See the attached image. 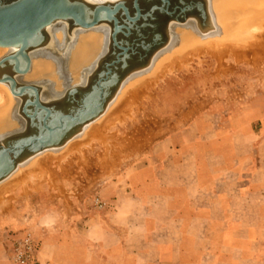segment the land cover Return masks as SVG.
<instances>
[{
  "label": "rangeland",
  "instance_id": "1",
  "mask_svg": "<svg viewBox=\"0 0 264 264\" xmlns=\"http://www.w3.org/2000/svg\"><path fill=\"white\" fill-rule=\"evenodd\" d=\"M211 4H207L206 21L197 31L200 34L207 35L213 30V20H209ZM177 28L181 31L180 38L188 30L193 33L192 36L196 35V41L186 47L203 42L201 36L205 35L194 33L189 28L184 30L185 25ZM258 51L260 59L257 61L237 60L231 52L222 56L221 60H218L220 56L209 52L190 56L179 66H172L157 80H149L146 86L143 85L142 94L123 121L115 122L104 131L105 137L114 141L110 146L94 141L89 148L83 146L62 163L57 164L54 159L44 160L46 177L38 185L27 182L3 194L0 203V256H6L10 264H21L15 259L16 249L21 248V242L29 236L33 244V260L23 264H38L36 253L40 241V216H48L52 227L57 228L55 232L67 233L70 223L79 226L91 213L104 211L107 197L118 188L131 191L130 180L137 185L155 177L158 181L169 180L172 184L168 189L178 193L171 206L173 209L184 204L182 191L195 194L199 189L211 190L213 175L216 174L214 167L217 170L220 166L221 170L224 168L219 154L226 157L228 164H232L235 158L237 150L231 148L232 135L246 127L244 107L256 99L258 106L262 103L264 108V47H259ZM164 52L167 51H161L155 61ZM10 53L1 54L0 60ZM42 63H48L50 68L38 74ZM58 64L54 57L49 58L43 53L39 57L33 55L30 72L18 77V82L50 81L60 89L65 87L71 75H74L73 79L79 76L81 66L65 65L61 70ZM142 72L133 78L146 80V76L137 78ZM133 78L128 84L134 81ZM14 99L5 117L7 128L3 135L21 125L18 98ZM213 144L219 146L215 151ZM65 149L48 151L57 155ZM237 153L245 156L247 151L243 149ZM44 156L32 160L39 161ZM221 174L226 172L221 171ZM182 176L190 181L188 186L181 184ZM237 185L235 181L222 185L221 192L226 193L223 199L225 206L230 205V195L234 194ZM144 188L143 191H146ZM162 188V184L151 187L157 191ZM209 200L204 199L207 204ZM251 200L246 214L231 215L253 224L252 236L261 239L264 237L263 199L254 196ZM235 201L238 207L244 204L239 198ZM188 204L193 207V203ZM220 230L219 225L215 239L220 237ZM256 248L252 247L251 251Z\"/></svg>",
  "mask_w": 264,
  "mask_h": 264
},
{
  "label": "crops",
  "instance_id": "2",
  "mask_svg": "<svg viewBox=\"0 0 264 264\" xmlns=\"http://www.w3.org/2000/svg\"><path fill=\"white\" fill-rule=\"evenodd\" d=\"M256 106L255 99L244 107L246 127L232 135L231 148L244 149L246 155L236 152L228 164L219 154L224 168L214 167L211 190L182 191L184 204L173 209L178 193L168 189L169 180L155 177L140 185L130 180L131 191L118 188L107 197L104 211L91 213L79 226L71 219L67 233L55 232L48 216H40L38 264H264V237H253L254 225L233 216L246 214L254 196L264 204V108L262 103ZM186 178L181 177V184L188 186ZM230 181L238 185L225 206L221 187ZM159 184L161 190L151 189ZM237 198L243 206H236ZM219 225L220 237L215 239ZM5 258L0 256V264H10Z\"/></svg>",
  "mask_w": 264,
  "mask_h": 264
},
{
  "label": "bare ground",
  "instance_id": "3",
  "mask_svg": "<svg viewBox=\"0 0 264 264\" xmlns=\"http://www.w3.org/2000/svg\"><path fill=\"white\" fill-rule=\"evenodd\" d=\"M85 1L91 3H101L106 1L112 2L115 0ZM206 3H212L210 7L211 9H209V20H213L212 23L214 24V27H212L215 29L207 32V35L201 31L200 34L197 31L201 30L200 28H202L204 22L197 21L198 18H196L197 25H195L193 22V24L191 22L184 24L186 27L184 30H188L189 28L193 32L195 31L200 35H205L201 36L203 42L186 47L185 45L188 43L196 41V35L194 34V36H192L193 33H190L188 30V32L182 35L180 38L181 31L177 27L182 25H173L172 30L174 31H172L173 33L171 31L169 32V43L164 48V51L167 52H164L165 54H163V56H161L158 61H155L157 58L156 56L151 62L150 67L142 72L143 74H139L137 76V78L140 76L145 78L146 76L147 79L143 81H141V78L134 79L133 76L137 74H134L128 78L119 88L117 96H115V98L108 104L106 110L101 116L85 125L80 133H78L74 138L68 140L63 146L49 149L50 151H59V149L61 150L66 147L62 154L52 155L48 150H45V152L42 151L33 157H29L18 162L10 175L4 180L0 181V203L3 198V194L10 189H15L20 185H25L27 182L34 186L38 185V182L42 181V179L46 177L47 169L43 165L44 160L54 159L57 164L62 163L67 161L74 153L79 152L78 149L82 148L83 146L89 148L94 141L103 144L105 147L110 146V144H112L114 141L105 137L104 131L115 122L124 119V116L129 113L131 106L136 103L137 98H139V96L142 94L143 85L146 86L149 80H157L163 76L168 69H172V66H179L181 62H185L190 58V56L202 52H209L216 56H220L218 57V60H221L222 56L231 52L237 60H259L260 54L258 53V48L264 47V0H207ZM102 13L104 15L105 11ZM210 13L212 17H210ZM67 25H69L67 21L58 20L49 26L48 29L50 32L54 33L58 43L62 41L63 32L65 31ZM194 28H197L198 30L196 31ZM75 31L78 36V41L76 43V48L70 52L73 65L77 64L79 60L86 58L88 55L93 53L99 46V35H105L108 30L105 28V22H99L92 28L76 27ZM178 36L179 40H177ZM6 51H10L12 53L10 48L0 47V55ZM30 57L32 59V56ZM48 66V63H42L40 65L41 69L38 71V74H43L44 71L50 68ZM8 70V65L5 66V68H0V75L5 71L8 72ZM131 78H133L134 81L128 84L129 79ZM14 98L15 97H13L12 93L10 92L8 85L6 83L0 82V135L5 130V128H7L5 117L7 116L12 103L15 102ZM70 100V102H52L50 109L52 115L60 114L62 111L71 108L73 100L71 98ZM44 154L46 156H44L43 159L41 158L39 161L32 160L36 157H41V155Z\"/></svg>",
  "mask_w": 264,
  "mask_h": 264
},
{
  "label": "flooded vegetation",
  "instance_id": "4",
  "mask_svg": "<svg viewBox=\"0 0 264 264\" xmlns=\"http://www.w3.org/2000/svg\"><path fill=\"white\" fill-rule=\"evenodd\" d=\"M206 1L115 0L92 3L94 5L104 4L109 10L117 8L113 15L117 20V25H114L113 20L105 22V28L108 31L103 36L99 33V46L93 53L73 65L70 52L76 48L78 36L76 29L74 30L68 25L66 28L64 27L65 31L60 43H58L54 33L48 30L44 32L43 44L28 53L29 56L36 55L39 57L43 53L49 58L54 57L59 62V69H63L65 65L67 67H71V65L81 66L79 76L73 79L74 75H71L65 87L60 89L54 87L50 81L23 84L36 86L40 103L49 109H51L52 102H70V98L73 100L71 108L62 111L60 114H53V118L59 116L86 117L115 97L119 88L128 78L151 64L156 51L169 43V32L174 31L172 27L177 25V21L184 19L189 21L190 18L195 21L198 18L197 21L204 22L207 17L204 20V13H207ZM187 6H191V9L183 12ZM22 108L23 104L20 101L17 111H21V114ZM20 118V127L4 135H12L15 131L24 129L22 125L26 119L23 114Z\"/></svg>",
  "mask_w": 264,
  "mask_h": 264
},
{
  "label": "water",
  "instance_id": "5",
  "mask_svg": "<svg viewBox=\"0 0 264 264\" xmlns=\"http://www.w3.org/2000/svg\"><path fill=\"white\" fill-rule=\"evenodd\" d=\"M188 9L191 6L185 7L183 12ZM116 11L117 8L110 11L104 4L94 5L85 0H0V47L12 50V53L0 60V68L9 66L8 72L0 75V82L6 83L12 95L18 98V102L21 101L22 114L26 119L21 131L0 135V181L10 175L18 162L42 151L63 146L80 133L85 125L101 116L115 98L86 117L53 118L51 110L40 103L38 88L18 82V77L30 72L31 58L28 52L43 44L44 32L55 21H67L72 29L92 28L99 22L112 20L117 25L113 17ZM204 14L205 20L208 14ZM193 20L184 19L177 21V24H195L196 20ZM166 46L156 51L153 60ZM150 65L138 73L144 72Z\"/></svg>",
  "mask_w": 264,
  "mask_h": 264
},
{
  "label": "built area",
  "instance_id": "6",
  "mask_svg": "<svg viewBox=\"0 0 264 264\" xmlns=\"http://www.w3.org/2000/svg\"><path fill=\"white\" fill-rule=\"evenodd\" d=\"M32 253L33 244L30 237L28 236L21 242V248L19 247L16 249L15 259L21 264L26 262L31 263V261L33 260Z\"/></svg>",
  "mask_w": 264,
  "mask_h": 264
}]
</instances>
